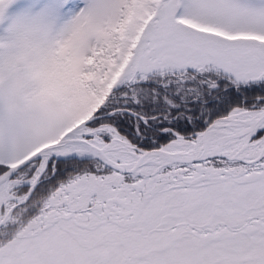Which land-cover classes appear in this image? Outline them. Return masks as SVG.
Listing matches in <instances>:
<instances>
[{
	"label": "snow or ice",
	"instance_id": "obj_1",
	"mask_svg": "<svg viewBox=\"0 0 264 264\" xmlns=\"http://www.w3.org/2000/svg\"><path fill=\"white\" fill-rule=\"evenodd\" d=\"M0 264H264V0H0Z\"/></svg>",
	"mask_w": 264,
	"mask_h": 264
}]
</instances>
